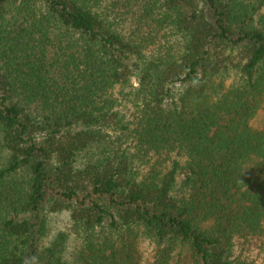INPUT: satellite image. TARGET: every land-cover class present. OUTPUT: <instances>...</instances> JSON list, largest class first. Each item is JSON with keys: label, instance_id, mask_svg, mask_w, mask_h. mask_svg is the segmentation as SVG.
Returning <instances> with one entry per match:
<instances>
[{"label": "trees", "instance_id": "1", "mask_svg": "<svg viewBox=\"0 0 264 264\" xmlns=\"http://www.w3.org/2000/svg\"><path fill=\"white\" fill-rule=\"evenodd\" d=\"M0 264H264V0H0Z\"/></svg>", "mask_w": 264, "mask_h": 264}, {"label": "rangeland", "instance_id": "2", "mask_svg": "<svg viewBox=\"0 0 264 264\" xmlns=\"http://www.w3.org/2000/svg\"><path fill=\"white\" fill-rule=\"evenodd\" d=\"M259 263V262H258Z\"/></svg>", "mask_w": 264, "mask_h": 264}]
</instances>
